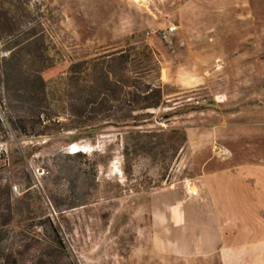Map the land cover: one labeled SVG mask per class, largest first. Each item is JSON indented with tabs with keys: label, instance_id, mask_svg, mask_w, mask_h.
<instances>
[{
	"label": "rangeland",
	"instance_id": "1",
	"mask_svg": "<svg viewBox=\"0 0 264 264\" xmlns=\"http://www.w3.org/2000/svg\"><path fill=\"white\" fill-rule=\"evenodd\" d=\"M168 25L176 28L163 37ZM130 47L127 62L116 61L118 75L162 89L142 126L155 132L147 149L131 127L94 120L105 113L84 105L108 55ZM3 51L1 245L16 231L44 239L54 229L75 264H264L263 230L255 246L240 247L239 261L233 247L213 245L200 176L202 126L264 127V0H0ZM35 80L59 122L49 136L16 129L31 113ZM172 127L188 129L193 146L167 143L161 131ZM75 142L85 151L69 153Z\"/></svg>",
	"mask_w": 264,
	"mask_h": 264
},
{
	"label": "crops",
	"instance_id": "2",
	"mask_svg": "<svg viewBox=\"0 0 264 264\" xmlns=\"http://www.w3.org/2000/svg\"><path fill=\"white\" fill-rule=\"evenodd\" d=\"M258 132L264 134V127L230 122L200 128V139L205 141L208 137L206 147L202 146L207 158L201 165L200 176L208 201L202 208L204 213L208 209L211 222L204 230L214 246L227 247L226 250L233 247L238 252V261L240 247L255 246L256 232L264 231V148L258 149L263 147L259 145L264 140L257 144ZM185 133L191 148L196 137L188 129ZM223 150L229 151L228 157L222 158ZM215 164L217 168H210ZM257 259L254 254L252 260Z\"/></svg>",
	"mask_w": 264,
	"mask_h": 264
},
{
	"label": "trees",
	"instance_id": "3",
	"mask_svg": "<svg viewBox=\"0 0 264 264\" xmlns=\"http://www.w3.org/2000/svg\"><path fill=\"white\" fill-rule=\"evenodd\" d=\"M132 49L133 47H130L126 51L113 52L108 55L111 62L108 64L107 74L102 77L101 83L96 84V87L88 86L89 97L84 99V105H94L96 111L100 110L105 113L104 117H93L94 120L117 121L121 123V126L131 127L128 132L136 133L139 139L137 143L141 145V148L147 149L152 146V138L155 132L149 128H142V126L152 119L153 115L149 110L160 106L163 95L159 85L141 81L128 74L118 75V69L115 66L116 61L127 62L131 55L129 52ZM125 52L126 54H124ZM126 70L125 67V72ZM135 74L138 76L139 71H135ZM35 82L38 84L37 88L29 91L31 113L27 117L17 119V128H15L23 135L49 136L52 134V125L59 122L47 110L49 106L45 99L43 83L40 80H35ZM118 110L122 111L120 116L109 113ZM137 111H142V113H135ZM158 118L161 119L162 117L158 116ZM161 132H164L162 135H171L172 139H168L167 143L175 141V150L182 147L187 141L185 131L180 128L172 127ZM144 137L145 139H143ZM5 195L8 197V188L5 190ZM1 216L0 264H75L74 260L67 254L65 246L54 229H51L53 233L46 235L44 239L37 233L26 229L16 231L14 235L16 239L9 246L1 245L3 237L6 235V223L1 219ZM31 248L34 252L28 259L27 254Z\"/></svg>",
	"mask_w": 264,
	"mask_h": 264
},
{
	"label": "built area",
	"instance_id": "4",
	"mask_svg": "<svg viewBox=\"0 0 264 264\" xmlns=\"http://www.w3.org/2000/svg\"><path fill=\"white\" fill-rule=\"evenodd\" d=\"M176 28V26L175 25H168L162 32H161V34H162V36L163 37H167V35L168 34H170V33H172L173 31H174V29ZM7 54V52H0V56L1 57H3V56H5ZM72 151L73 149H72V146H71V144L69 145V148H68V151ZM12 191L15 193V192H17V185H13L12 186Z\"/></svg>",
	"mask_w": 264,
	"mask_h": 264
},
{
	"label": "bare ground",
	"instance_id": "5",
	"mask_svg": "<svg viewBox=\"0 0 264 264\" xmlns=\"http://www.w3.org/2000/svg\"><path fill=\"white\" fill-rule=\"evenodd\" d=\"M72 145V148H73V150L72 151H68L69 153H71V154H75V153H78V152H82V151H85V149H86V145H82V144H80V143H71Z\"/></svg>",
	"mask_w": 264,
	"mask_h": 264
},
{
	"label": "water",
	"instance_id": "6",
	"mask_svg": "<svg viewBox=\"0 0 264 264\" xmlns=\"http://www.w3.org/2000/svg\"><path fill=\"white\" fill-rule=\"evenodd\" d=\"M157 120H159V118Z\"/></svg>",
	"mask_w": 264,
	"mask_h": 264
}]
</instances>
